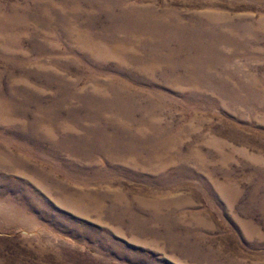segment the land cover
<instances>
[{
	"label": "rangeland",
	"instance_id": "obj_1",
	"mask_svg": "<svg viewBox=\"0 0 264 264\" xmlns=\"http://www.w3.org/2000/svg\"><path fill=\"white\" fill-rule=\"evenodd\" d=\"M0 264H264V0H0Z\"/></svg>",
	"mask_w": 264,
	"mask_h": 264
}]
</instances>
